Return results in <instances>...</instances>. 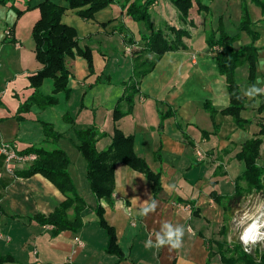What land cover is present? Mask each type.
<instances>
[{"label":"crops","instance_id":"crops-1","mask_svg":"<svg viewBox=\"0 0 264 264\" xmlns=\"http://www.w3.org/2000/svg\"><path fill=\"white\" fill-rule=\"evenodd\" d=\"M41 1L0 3V143L14 142L21 151L41 142L45 137L43 123L51 124L62 133L56 144L69 157L67 171L85 205L76 231L38 223L36 214L48 216L66 196L40 173L22 176L19 172L26 164H6L0 154V264H207L208 240L221 238L219 228L225 219L223 206L214 196L235 191L234 179L243 169L235 154L255 135L262 138L256 161L264 166V93L252 98L244 94L250 85L247 64L241 63L235 75L245 98L240 114L248 122L238 126L230 114L219 111L229 104V93L225 76L205 41V31L216 26L213 7L223 4L224 12L219 16L223 29L236 35L233 45L250 42L249 34L238 29L241 4L246 2L252 28L259 35L254 41L255 86L264 88V15L260 8L250 0H200L207 3L208 10H198L195 4L182 20L169 0H156L149 8L153 27L165 30L167 25L188 24L191 37L184 48L165 51L140 78L139 93L127 110L119 98L133 74L135 56L145 54L141 34L149 31L116 2L84 18L67 0H51L64 7L61 20L75 27L79 46L90 49L92 69L75 51L65 58L70 71L68 93L58 92L55 104L34 103L23 110L20 105L34 93L29 76L41 67L31 35ZM5 25L10 26V38L3 33ZM39 89L42 94H51L52 80H43ZM205 102L218 110L213 118ZM117 104L126 110L117 121L118 127L132 135L134 151L151 170L159 172L160 189L153 194L143 172L117 162L112 202L108 203L97 200L89 187L85 160L74 144L66 116L77 126L93 124L104 131L96 141L101 150L111 142ZM195 148L204 152L203 160L197 161ZM150 198L158 207L155 213L141 216L139 204ZM98 205L105 223L113 228L115 248L109 247L98 223ZM163 222L185 228L181 248L145 247L150 236L155 240ZM75 237L83 241L82 246ZM3 256L11 260L1 261ZM212 263L221 264L215 259Z\"/></svg>","mask_w":264,"mask_h":264},{"label":"trees","instance_id":"trees-1","mask_svg":"<svg viewBox=\"0 0 264 264\" xmlns=\"http://www.w3.org/2000/svg\"><path fill=\"white\" fill-rule=\"evenodd\" d=\"M14 0H0V3L13 4ZM70 8L84 18L92 17L93 13L112 2L119 3L125 12L134 20L143 24L148 33H142L143 39L142 56H135L133 74L125 82L124 92L119 98L127 104L130 110L135 96L139 93L138 83L140 78L150 71L156 60L168 50L184 48L186 41L191 37L190 31L185 27L173 25L154 28L149 8L156 0H67ZM179 13L182 20H185L191 13L194 5L197 9L208 10L207 3L200 0H169ZM257 5L262 15H264V0H250ZM40 16L32 27V39L34 42V52L41 67L29 76L30 85L34 88V93L20 105V109H29L34 104L49 106L57 102V93H68L67 86L70 71L66 65L65 58L75 51L82 55L89 69H92V56L89 48H81L78 42L77 31L72 25L62 22L61 17L64 7L51 0H42L38 4ZM20 13V10H17ZM238 29L245 31L250 36V42L233 45L236 35L228 34L222 27V22L216 23L214 28L210 27L205 31V41L212 50L220 73L224 74L229 93V104L220 112L230 114L238 126H244L247 119L241 117L240 111L245 106V98L239 92V84L235 75V68L241 63L247 64V83L252 86L256 83L258 76L256 70L257 46L254 41L258 38V32L252 28L251 18L246 2L241 4V16L238 22ZM168 29L171 31L169 33ZM138 51V50H137ZM52 80V93L42 94L40 85L43 80ZM205 109L211 117L218 111L214 106L205 102ZM120 105L114 107L113 118L115 126L109 145L101 150L96 148L97 139L105 135V132L97 126L91 124L77 126L69 115L66 120L71 123L75 146L85 160L86 179L89 187L97 200L104 199L108 203L112 202V191L114 187L113 170L117 162H123L129 167L141 171L150 181L151 190L156 194L160 189L159 172L151 170L146 160L138 155L133 148V137L125 134L117 125L118 119L125 113ZM165 116V114H164ZM216 127V124H215ZM45 137L39 143L31 144L20 153L33 152L35 158L27 163L19 172L22 176H30L40 173L51 181L66 197L59 206L48 216L36 214L35 220L38 223L52 224L55 230L71 229L76 231L81 226L80 212L85 205V201L77 193L75 186L68 174L67 165L69 157L66 152L57 144V140L62 136L48 122L43 123ZM262 138L255 135L242 143L240 150L235 157L243 162L242 171L235 177V191L232 194L215 195V199L221 203L225 213V219L219 228V239L208 240L207 264H213L215 259L221 264H264V249L253 248L249 252L245 251L241 241L228 239L229 221L232 219L235 209L239 207L243 197L260 192L264 195V166L257 163L259 147ZM50 144L49 147L45 146ZM199 161V160H197ZM201 161V160H200ZM68 210H71L70 214ZM98 223L103 228L107 237L109 247L115 248V238L113 228L108 226L103 217L102 209L96 207ZM257 245V244H256ZM11 260L3 256L1 261ZM25 264H38L30 262Z\"/></svg>","mask_w":264,"mask_h":264},{"label":"clouds","instance_id":"clouds-1","mask_svg":"<svg viewBox=\"0 0 264 264\" xmlns=\"http://www.w3.org/2000/svg\"><path fill=\"white\" fill-rule=\"evenodd\" d=\"M264 64V61H261ZM264 93V88L257 87L255 85L250 86L245 90L244 94L250 98ZM137 202L138 201H134ZM139 214L147 217L149 213H155L158 202L154 199L144 201L139 204ZM264 208V203L258 206V209ZM240 224L243 227V231L240 234V241L245 246L247 251L248 245H255L258 242L264 241V212L260 214L245 212L241 217ZM190 231V229H189ZM185 234V228L182 225H173L170 222H163L160 226V230L155 232V240L149 237L145 241V247L151 249L153 247L162 248L168 246L171 249H179L182 246L183 237Z\"/></svg>","mask_w":264,"mask_h":264},{"label":"rangeland","instance_id":"rangeland-1","mask_svg":"<svg viewBox=\"0 0 264 264\" xmlns=\"http://www.w3.org/2000/svg\"><path fill=\"white\" fill-rule=\"evenodd\" d=\"M224 9H225V5L223 7V4H220L217 7H215V6L213 7L212 11L214 14H213L212 18H213L214 22L217 23V22L221 21V16H219V15H222V13L224 12ZM135 21H137V20H135ZM187 22H189V21H187ZM173 26H177V25H173ZM179 26L185 27L186 29H188L190 31V29L188 28V24H181ZM168 31L171 34V31L169 29H168ZM241 167H242V164H241ZM262 203H264V195H262V193H260V192H254V193H251V194L243 197L241 204L239 205V207L237 209H235L233 217L229 221L228 239H235V240L240 241V238H239L240 233L242 231V228L245 226V225L241 226V224H240L241 217L244 216L245 212L256 213V214H260L261 212H264V208L258 209V206L261 205ZM262 242H264V241L258 242L257 245L256 244L252 245L250 250H253V248H257L256 250L264 249V243H262Z\"/></svg>","mask_w":264,"mask_h":264},{"label":"built area","instance_id":"built-area-1","mask_svg":"<svg viewBox=\"0 0 264 264\" xmlns=\"http://www.w3.org/2000/svg\"><path fill=\"white\" fill-rule=\"evenodd\" d=\"M3 33L6 37L10 38L12 36L10 26H4ZM17 44V43H16ZM136 45V44H134ZM132 45L127 46V49L131 50ZM0 154L4 156V162L8 164L10 161H15L17 163H27L35 158L33 152L20 153L14 142H1L0 143ZM204 152L200 148H195V157L197 160L204 159ZM246 226V225H245ZM243 231V228H242ZM241 231V232H242ZM241 234V233H240ZM76 243L79 246L83 245V241L79 237H75ZM264 243V242H262ZM243 245V244H242ZM252 245L247 246V252L250 251ZM245 250V246L243 245ZM246 251V250H245Z\"/></svg>","mask_w":264,"mask_h":264}]
</instances>
